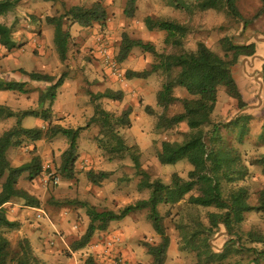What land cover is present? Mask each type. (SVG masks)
<instances>
[{
    "label": "rangeland",
    "instance_id": "obj_1",
    "mask_svg": "<svg viewBox=\"0 0 264 264\" xmlns=\"http://www.w3.org/2000/svg\"><path fill=\"white\" fill-rule=\"evenodd\" d=\"M95 1L62 0L59 3H51L42 0H20L13 12L0 18V22L11 27L15 43V48L10 51L0 46V68H2L0 74L5 73L8 67L15 71L23 69L45 74L51 73L52 77L54 76L56 79L63 76V82L70 84L67 94L75 91L76 104L69 99L62 98L61 94L56 97L58 93L56 90L54 100L45 101L41 106H38L39 110L36 111L49 109L50 118L46 122L42 120L45 124L53 123L54 119L65 115L66 126H68L67 122H77L75 129L83 128L77 138V155L71 179L62 178L59 171L61 154L68 147L67 139L62 135L51 141L41 139L39 142H35L23 139L20 146H11L8 149L6 158L11 164L13 161L19 164L25 163L33 156L39 158L41 169L39 175L29 180L27 174H24L18 181V187L39 201V208L44 211L46 216L39 220L32 211L23 205L21 200H14L13 205L4 209V213L10 221L17 222L19 227L4 231V235L9 239L12 250H15L19 240H27L33 256L39 260V264H68V262L83 264L89 256L97 264H105L103 258H108V255L105 254L106 249H104L107 242L113 240L115 233L120 234L121 237L126 234L128 242L125 248L129 252V257L123 256L122 253L117 254L131 264H152V259L147 255L142 244L155 245L160 242V238L149 224L146 210L131 213L121 222H114L108 226L107 233L102 236L99 235L101 232L95 233L88 245L79 251L74 252L70 247L84 233L88 218L85 215V209L66 202H85L98 211L118 212L128 205H134L137 201L149 197V190L141 183L146 178L134 169L130 159L131 153L139 154L141 170L147 175L149 182L159 180L170 184L173 174L187 180V170L184 167L187 165V161L185 159L174 165H161L156 158L163 141L180 142L184 134L188 132L184 125H178L167 131L156 130V118L161 113V109L156 106L152 109L154 112L152 115L144 111L146 105L155 102L156 94L164 81L159 74L151 75L144 88L138 86V90L146 92L143 97L132 98L134 100L127 102L107 99L96 102L101 108L115 115H119L129 106L132 108L130 127L118 130L125 144L131 147L130 151L108 154L98 148L96 140L101 137V133L97 124L89 125L94 111L89 94H95L97 88L95 85L101 82L103 84L110 83L109 86L114 88L110 90L118 91L116 89L118 80L109 75L107 68L95 52L99 44L98 39L103 40L102 38H104L108 42L115 60H117L116 55L123 34L132 40L150 43L159 53H168L170 47L164 44L166 33L156 30L148 31L144 25V19L151 17L173 20L186 26L188 31L182 40L183 46L187 50H194L196 44L201 42L222 56L223 48L219 41L224 37L230 38L235 44L254 43L255 55L243 59L234 70L236 82L246 107L239 110L236 102L226 95L223 88H220L217 92V105L213 121L220 125L218 135L222 139V143L239 152L241 160L248 170L244 180L230 186L223 183V191H227L229 187L242 186L248 192L247 203L256 207L259 204L260 194L264 192L263 167L259 164L260 158L264 156V140H262V134H264V83L261 80V65L264 61V3L259 0H235L238 12L247 22L243 24L233 19L225 10H201L199 8L200 0H137L132 18H126L123 14L126 0H101L108 17L104 27L94 25L91 28H81L76 24L70 25L67 20L64 21L63 30H67L70 34L68 45H66L68 54V59H66L70 63L61 61L53 43H49L47 31L42 35L39 34L40 27L42 24L45 25V29H49V37L53 38V26L45 21L47 17L57 18L72 6L89 7ZM22 31L25 32L23 36H21ZM15 33L20 36L17 40L13 37ZM33 39L37 43H42L43 48L40 49L37 43L34 45ZM21 48L22 51H20ZM131 51L139 52L141 49L133 47ZM3 54L8 56L1 62ZM146 54L150 58V67L154 58L151 54ZM117 64L121 71L127 68L149 69V67L139 66L127 60L121 65L118 62ZM0 80L3 83L8 82ZM140 91L138 93H141ZM137 103L142 107H139ZM70 105H73V108ZM181 110V106L175 103L170 107V110L168 109L167 115L171 116ZM70 114L71 117L68 119L67 115ZM10 118L13 120L11 125H16L18 119ZM19 121L23 127L32 126L34 117L27 116L23 123L21 120ZM6 125H9L8 122ZM208 129L205 128V130ZM3 132L4 130L0 127V136ZM103 168L111 173L109 178L99 186L90 184L85 173L88 170L99 172L104 170ZM55 178L57 179L56 184L53 180ZM203 193L196 189L190 192L198 197L204 195ZM190 194L176 207H159L160 214L165 215L163 221L165 232L169 240L171 239L173 242L168 249V257L164 264H205L203 256H200L198 260L199 256H196V252L185 245L184 235L189 233L195 225L190 221L201 220L206 223V213L212 210L201 207L195 209L185 203ZM244 215V219L238 227L239 232L243 234L252 231L264 235V212L254 211ZM183 225L188 227L183 228ZM179 226L182 228L178 229ZM220 231L210 240L215 253H219L224 243L229 240L226 232ZM154 237H156V241L153 239ZM94 244L100 247L99 251H97L98 248H92ZM241 244L258 251H264L262 244H250L245 240ZM113 252L115 253L114 249ZM246 258V255L231 254L226 262L241 259L245 263Z\"/></svg>",
    "mask_w": 264,
    "mask_h": 264
},
{
    "label": "trees",
    "instance_id": "obj_2",
    "mask_svg": "<svg viewBox=\"0 0 264 264\" xmlns=\"http://www.w3.org/2000/svg\"><path fill=\"white\" fill-rule=\"evenodd\" d=\"M20 0H0V18L13 12ZM44 2L59 3L62 0H42ZM137 0H126L123 14L126 18H132L136 10ZM264 3V0H259ZM201 10H225L228 15L239 22H247L241 17L235 6V0H200ZM107 11L101 0H96L91 6H72L59 17H47L46 22L53 26V45L58 53L59 59L66 58V45L70 37L69 32L63 30L64 21L70 25L76 24L81 28H91L94 25L104 27L107 22ZM144 25L148 31H162L166 33L164 44L170 47L168 53H159L150 43H143L141 40H132L126 34L121 37L116 61L122 63L129 56L133 47H139L142 52L151 54L154 62L149 69L142 71L125 72V78L144 80L152 74H159L163 77V83L156 94V104L161 109L157 115L156 130L167 131L184 123L188 132L184 134L182 141H163L156 158L161 165H174L185 159L190 166L187 172V180L173 174L170 184L159 180L149 182L147 175L141 170L139 154L133 152L130 159L134 169L146 180L142 181L143 187L149 190V197L137 201L134 205H128L118 212L111 210L98 211L85 202L68 201L67 204H76L79 208L85 209L88 218L87 227L82 236L74 241L70 247L72 251H79L85 248L97 232L107 230L112 222L123 220L131 213L142 210L147 211V220L154 233L160 238L155 245L143 243L147 255L152 259V264H164L166 254L170 245L169 237L163 225L165 215H161L159 207H176L194 189L203 191L204 195L198 197L190 194L185 203L198 208H209L212 211L206 213V223L201 220H192L193 229L184 235V243L191 250L196 252L198 260L204 257L205 264H264V251L255 248L245 247L241 244L243 240L250 244L264 245V235L248 231L241 233L239 225L248 212H264V192L259 196V204L256 207L247 203L248 192L242 186L229 187L223 191L222 184L227 186L244 180L248 170L242 162L241 156L233 147L225 146L218 135L220 125L213 121L214 110L217 103V92L223 88L226 95L236 102L237 108L243 110L246 104L238 88L234 70L243 60L251 58L256 53L254 43L235 44L230 38L220 39L223 48V55L210 50L205 44L198 42L194 50H187L183 46L184 34L188 31L183 24L173 20L153 19L146 17ZM0 46L10 51L15 48L12 38V29L9 25L0 22ZM20 73L26 75L30 81L48 83L45 90L40 91L38 106L45 101H53L56 90L63 82V76L55 77L36 72ZM261 80L264 83V61L261 65ZM25 83L7 82L0 80V90L23 91ZM183 89L187 97L176 98L174 90ZM94 105L93 115L90 124H97L101 137L98 138L97 146L108 154H115L130 151L131 147L118 133L120 128L130 127L131 108H125L119 115L106 111L96 103L101 99L121 101L122 93L106 89L102 93L89 94ZM178 103L182 112L174 115H167L170 105ZM144 111L152 115L154 112L146 106ZM26 116L38 117L44 122L50 118L49 109L41 111L12 112L5 106L0 105V119L16 117V125L3 132L0 136V264H39V260L33 256L31 246L25 239L17 242L15 250L11 249L9 239L4 231L14 230L19 224L10 221L4 213L3 206L13 200H21L28 208H38L39 201L26 191L17 187L18 180L24 173H28V179L32 180L39 175L40 160L33 156L29 162L13 167L6 158V151L11 146H20L23 139L38 141L45 139L51 141L58 135L67 139L68 147L61 154L59 171L62 178L71 179L74 161L77 151V138L83 128L70 129L56 124L48 123L44 128L26 129L20 126V119ZM88 125V126H89ZM219 125V126H218ZM87 126V127H88ZM205 128H209L205 130ZM264 140V134H262ZM35 151V149H34ZM32 151V152H34ZM259 164L263 167L264 156L260 158ZM111 175L107 171L95 172L88 170L85 173L87 181L99 186ZM214 210V211H213ZM196 221V222H195ZM183 228L188 226L183 225ZM182 228L179 226L178 229ZM219 229H222L221 231ZM225 231L227 240L219 253L214 252L210 240L218 233ZM246 255L247 261L241 259L233 262H226L230 255ZM83 264H97L89 256Z\"/></svg>",
    "mask_w": 264,
    "mask_h": 264
},
{
    "label": "crops",
    "instance_id": "obj_3",
    "mask_svg": "<svg viewBox=\"0 0 264 264\" xmlns=\"http://www.w3.org/2000/svg\"><path fill=\"white\" fill-rule=\"evenodd\" d=\"M47 27L49 28V26H47ZM52 29H53V27H52ZM45 31H47L46 34L48 35L49 43L50 42L53 43V38H50L49 37V33H48L49 29H45V25L42 24V26L40 27L39 34L42 35V34H44ZM52 31H53L52 32V35H53L54 34V30H52ZM21 33H23V34H21V36H23L25 34L24 31H22ZM15 35H16V33H15ZM15 35L13 36L14 39L17 40V39L20 38V36H18V34L16 36ZM32 42H33L34 45L37 43V41L34 40V39L32 40ZM37 46H39L40 49L43 48V44L42 43L41 44L40 43H37ZM20 51H22V48L20 49ZM95 52H96V50H95ZM97 55H98V53H97ZM139 55H140V57L138 58ZM7 56L8 55H4L3 54L2 55V58H1V62H3L5 59H7ZM98 57H99V55H98ZM66 58L68 59V54L67 53H66ZM66 58H65V60L63 62L70 63V62H67V59ZM126 60L127 61H130V62H134L135 64H137L139 66H146V67H149V64L151 63L149 56L145 52H142V51H139V52H132L131 51L130 54H129V56L126 58ZM122 63H119V65H121ZM0 69H2V68H0ZM127 70H130V71H142V70H146V68L145 69H142V70H136V69H130V68H127V69L122 70L123 78L121 80H118V82H116L118 84V86H117L118 88H116V89L122 93V100H125L126 102L127 101L134 100L132 98L143 97V95L146 92H144V90H141V91L138 90V86L144 88L147 79L151 76L150 75L148 78H146L144 80H141V79H130V80H128V79L125 78V72ZM22 71L27 72V73L35 72V71H27V70H23V69H22ZM36 73H39V72H36ZM40 74H45V73H40ZM45 75L52 76L51 73H46ZM152 75H155V74H152ZM0 79H3V80L8 81V82H14V83H25V85L22 87L23 91H21V92L14 91V90H1L0 91V105L5 106L6 108L10 109L12 112L34 111V110L36 111V110H39L38 109V97H39L40 91L45 90V88L49 86L48 83L30 81L26 75H23L22 73H20L17 70L16 71L15 70H12V69L10 70L8 67L6 68V72L5 73H1L0 74ZM109 84L110 83L103 84L102 82L101 83H96L95 86L97 88H96V91H95L96 93L95 94H97V92L102 93L106 89H114L113 86H109ZM112 85H115V84H112ZM69 87H70L69 82H67V84L63 82L61 84V86L57 88L58 93L56 94V97H58V94L59 95L61 94L62 98L69 99L70 101H72L73 103H75V101H76L75 91H72L70 94H67V90H68ZM139 91L141 93H138ZM174 96L176 98H185V97H187V94H186V92L183 89L176 88L174 90ZM101 100H103V99H101ZM174 105H175V103L172 104V105H170L168 109L170 110V107L171 106H174ZM216 105H217V103H216ZM138 106L139 107H142L139 104H138ZM146 106H149L150 108L152 107L151 109H154L157 106V104H156V97H155V102H150V104H148ZM70 107L73 108V105H70ZM215 109H216V107H215ZM131 110H132V108H131ZM80 112H81V110H80ZM181 112H182V110L179 111L178 113H181ZM178 113H173L172 115L178 114ZM214 114H215V110H214ZM50 116H51V114H50ZM65 117H66L65 115H62V116L57 117L56 119H54V122L52 124H56V125H59V126L64 127V128L75 129V126H76L77 122H73V123L67 122L68 123V126H66V124H65L66 118ZM70 117H71V114L70 115H67V118L68 119H70ZM26 118H27V116L21 118L20 119L21 122L23 123ZM7 122H8L9 125H6ZM12 122H13V120L11 118L0 119V127L5 132V131H7V130H9V129H11L13 127L11 125ZM46 125L47 124L43 123V121L40 120V118L34 117V121H33L32 126H26V127H23L21 125L20 126L22 128L32 129V128H44ZM90 125H94V124L92 123ZM179 125L186 126L184 123H181ZM39 141L40 140L35 141V142H39ZM8 149H7V151H8ZM34 149L35 148H33V150ZM7 151H6V153H7ZM29 161H30V159L27 160V162H29ZM27 162H25V163H27ZM25 163L19 164V163H16L15 161H13L12 164L10 163V165L13 166V167H18V166H21V165H23ZM184 167L186 168L187 172L191 169L188 163ZM105 168H103L104 170H102V171H105L106 170ZM24 174H27V176H28V173H24ZM17 187H18V184H17ZM13 202H14V200L11 201L10 203L5 204L3 206V208L4 209H7L8 206L13 205ZM27 209L30 210V211H32L35 214V216H36L37 219L42 220L41 218H38V212L41 210L39 207L38 208H28L27 207ZM121 221H118V222H121ZM113 223L114 222L110 223V225L113 224ZM106 233H107V231L106 232L103 231L99 235L102 236L103 234H106ZM113 235H114L113 237L116 238V240H117V242L113 245L114 251L116 253H122L123 256H126V257L128 256L129 257V252L125 248V245L128 242L126 240V234H123L122 237H121L120 234H116V233L113 234ZM153 239L156 241V237H154ZM172 243L173 242L170 239V245H169V248L168 249H170ZM99 250H100V247H98V250L97 251H99ZM97 251H96V253H99ZM168 251H167L166 257H168ZM68 264H77V263L76 262H68Z\"/></svg>",
    "mask_w": 264,
    "mask_h": 264
},
{
    "label": "built area",
    "instance_id": "obj_4",
    "mask_svg": "<svg viewBox=\"0 0 264 264\" xmlns=\"http://www.w3.org/2000/svg\"><path fill=\"white\" fill-rule=\"evenodd\" d=\"M102 39L103 40H101V38L98 39L99 44L98 47L96 48V52L99 55V59L101 60L102 64L107 68V71L110 76L114 77L117 80H121L123 78V73L117 64L114 55L112 54L110 45L106 40H104V38ZM53 180H54V184H56L57 179L55 178ZM45 216L46 215L43 210H40L38 212V218H43ZM116 242L117 240L114 237L111 242H107L104 249H106L105 254L108 255V258L107 257L103 258L104 262H106L105 264H131L127 260L122 258V256L118 255L116 252L112 253L114 249L113 245ZM92 248H98V246L94 244L92 245Z\"/></svg>",
    "mask_w": 264,
    "mask_h": 264
}]
</instances>
